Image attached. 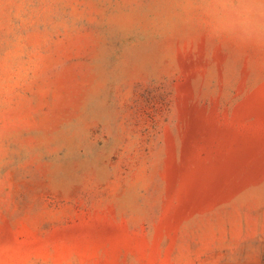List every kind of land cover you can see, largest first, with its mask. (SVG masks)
<instances>
[{
    "label": "rangeland",
    "instance_id": "1",
    "mask_svg": "<svg viewBox=\"0 0 264 264\" xmlns=\"http://www.w3.org/2000/svg\"><path fill=\"white\" fill-rule=\"evenodd\" d=\"M0 264H264V0H0Z\"/></svg>",
    "mask_w": 264,
    "mask_h": 264
}]
</instances>
